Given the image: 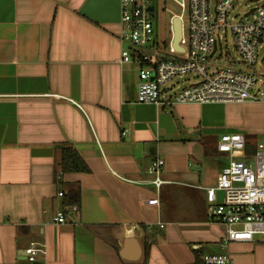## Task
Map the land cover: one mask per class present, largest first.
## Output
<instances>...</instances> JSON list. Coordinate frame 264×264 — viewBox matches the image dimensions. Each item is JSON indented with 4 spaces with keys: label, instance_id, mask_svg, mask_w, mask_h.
<instances>
[{
    "label": "crops",
    "instance_id": "obj_1",
    "mask_svg": "<svg viewBox=\"0 0 264 264\" xmlns=\"http://www.w3.org/2000/svg\"><path fill=\"white\" fill-rule=\"evenodd\" d=\"M120 17V0H0V27L32 51L31 62H0V264H25L31 224L45 226L47 242L34 264H195V250L254 264L241 253L251 243L216 246L225 228L211 220L205 188L228 162L221 135L264 133V102H138L136 64L119 62ZM65 146L81 163L63 168ZM158 158L159 188L148 172ZM72 183L79 208L64 204ZM151 199L159 205L141 204ZM59 213L68 221L54 222ZM130 238L137 261L120 254Z\"/></svg>",
    "mask_w": 264,
    "mask_h": 264
},
{
    "label": "built area",
    "instance_id": "obj_2",
    "mask_svg": "<svg viewBox=\"0 0 264 264\" xmlns=\"http://www.w3.org/2000/svg\"><path fill=\"white\" fill-rule=\"evenodd\" d=\"M175 1L180 9L170 21L174 17L181 21L179 46L183 51L173 47V31L169 45L159 47L153 36L151 0H120L123 49L119 62L138 66L137 101L159 108L264 102V70L258 69L259 61L264 66V0H250L243 13L236 11L241 0ZM230 40L237 56L218 65L219 47ZM31 61V41L0 27V62L18 65ZM217 151L228 162L216 185L205 188L210 218L225 228L216 246L223 250L233 242L264 243V144L250 150L246 133L237 131L221 135ZM163 163L158 158L148 168L157 188L164 183ZM140 180L141 172L127 179ZM141 204L158 206L159 202L151 199ZM66 221L63 213L54 218L57 223ZM44 227L29 225L25 264H34L46 254ZM203 259V264H235L228 254Z\"/></svg>",
    "mask_w": 264,
    "mask_h": 264
},
{
    "label": "rangeland",
    "instance_id": "obj_3",
    "mask_svg": "<svg viewBox=\"0 0 264 264\" xmlns=\"http://www.w3.org/2000/svg\"><path fill=\"white\" fill-rule=\"evenodd\" d=\"M154 6V15L152 16V23H153V36L156 42L158 43L159 47L162 49L164 45H169L172 39V30L171 26V17L173 13H177L180 9L178 3L175 0H151ZM250 0H241V3L237 5V12L243 13L247 10L248 5L250 6ZM233 44L232 41H228L226 44L223 42L220 47L219 51L216 54V57L219 59L215 60L218 65H223L229 59L233 60L236 58L237 54L235 51L232 50ZM138 69V66L135 65ZM258 69H263L264 66L262 62L259 61ZM261 78L264 80V73L261 74ZM264 89V84L261 85ZM239 113V112H238ZM241 116L248 117L249 119L252 118L253 110L246 106L245 108H241ZM231 133V132H229ZM247 140L249 143L253 145V148L259 144H264V133L263 134H256L251 135L248 134ZM142 243V240H140ZM253 246L248 247L247 249L243 250L241 253L246 257V260L252 259L251 262L254 264H264V243H251ZM224 250V249H223ZM250 264V263H246Z\"/></svg>",
    "mask_w": 264,
    "mask_h": 264
},
{
    "label": "trees",
    "instance_id": "obj_4",
    "mask_svg": "<svg viewBox=\"0 0 264 264\" xmlns=\"http://www.w3.org/2000/svg\"><path fill=\"white\" fill-rule=\"evenodd\" d=\"M248 148L253 150V145L248 142ZM82 157L78 153V151L73 146H65L60 151V163L63 168H68L71 164H78L81 163ZM66 191L64 194V204L68 206H76L77 208L80 207L81 202V192L80 186L78 184H66ZM195 264H203V251L202 250H195Z\"/></svg>",
    "mask_w": 264,
    "mask_h": 264
},
{
    "label": "water",
    "instance_id": "obj_5",
    "mask_svg": "<svg viewBox=\"0 0 264 264\" xmlns=\"http://www.w3.org/2000/svg\"><path fill=\"white\" fill-rule=\"evenodd\" d=\"M152 9V8H151ZM172 31H173V47L178 51H183V48L179 46L181 39V21L179 18L174 17L172 19ZM121 249V257L128 261H137L141 255V247L135 239H127L123 242ZM25 251L23 255L25 256Z\"/></svg>",
    "mask_w": 264,
    "mask_h": 264
}]
</instances>
